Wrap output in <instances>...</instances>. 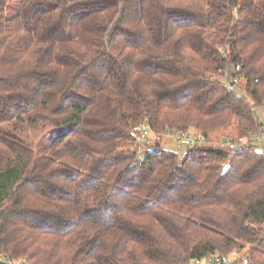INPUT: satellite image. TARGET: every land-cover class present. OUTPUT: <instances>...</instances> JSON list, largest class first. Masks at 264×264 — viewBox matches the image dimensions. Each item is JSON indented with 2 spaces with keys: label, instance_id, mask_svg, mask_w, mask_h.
I'll return each mask as SVG.
<instances>
[{
  "label": "trees",
  "instance_id": "obj_1",
  "mask_svg": "<svg viewBox=\"0 0 264 264\" xmlns=\"http://www.w3.org/2000/svg\"><path fill=\"white\" fill-rule=\"evenodd\" d=\"M0 0V264H264V0ZM240 70L237 72L236 68ZM239 76L244 94L220 77ZM241 84L239 85V89ZM67 128L44 156L5 133ZM251 146L184 157L133 127ZM128 142V145H127ZM228 169L223 172L224 167Z\"/></svg>",
  "mask_w": 264,
  "mask_h": 264
},
{
  "label": "built area",
  "instance_id": "obj_2",
  "mask_svg": "<svg viewBox=\"0 0 264 264\" xmlns=\"http://www.w3.org/2000/svg\"><path fill=\"white\" fill-rule=\"evenodd\" d=\"M236 70L238 72L240 68L237 67ZM220 79L225 82L229 90L233 91L238 89L241 82V78H239V76L228 77V72L226 73V75L220 77ZM260 137L261 136H256L254 139H252L253 145L257 148V150L264 153V143L261 142ZM130 138V145H132L137 161H140L143 158L144 153L148 151L150 146L154 145L157 142H172L179 150H186L188 147L195 145H204L209 142L202 133L197 131L188 130L184 132H178L165 128L162 132H156L147 123L133 127L130 133ZM218 145H223L230 151H238L251 146V143L248 141V139L239 137L234 140L227 139L224 142L222 141L218 143ZM237 256V253H233L231 256L209 254L202 259H196L186 263L178 264H232V260ZM2 260L3 257L0 255V261ZM250 262V256H247L243 259L244 264H248ZM6 263L29 264V260L27 258H21L18 260H7Z\"/></svg>",
  "mask_w": 264,
  "mask_h": 264
},
{
  "label": "rangeland",
  "instance_id": "obj_3",
  "mask_svg": "<svg viewBox=\"0 0 264 264\" xmlns=\"http://www.w3.org/2000/svg\"><path fill=\"white\" fill-rule=\"evenodd\" d=\"M20 7L19 0H9L7 6V17H14ZM240 89H236L239 94H244V83H240ZM258 121L261 124L262 130L264 132V107L258 108L256 110ZM5 133L11 134L16 140H19L27 145H29L35 152L37 159H40L45 155L46 150L51 145L52 141L57 138L60 134L67 131V128L62 129H50L48 126L34 127L28 125L25 121L19 122L15 121L3 127ZM234 134L233 128H228L226 131L214 132L209 134V141L211 144L216 145L220 143V138L224 135ZM261 142L264 143V136H261ZM130 143V140H129ZM128 145V142H127ZM165 149L173 150L182 159L185 154V150H179L175 147L172 142H165L162 144Z\"/></svg>",
  "mask_w": 264,
  "mask_h": 264
},
{
  "label": "water",
  "instance_id": "obj_4",
  "mask_svg": "<svg viewBox=\"0 0 264 264\" xmlns=\"http://www.w3.org/2000/svg\"><path fill=\"white\" fill-rule=\"evenodd\" d=\"M227 169H228V166H225L223 172H225Z\"/></svg>",
  "mask_w": 264,
  "mask_h": 264
}]
</instances>
